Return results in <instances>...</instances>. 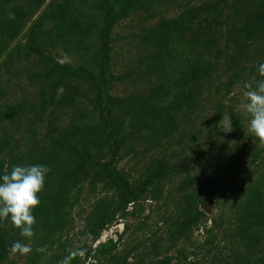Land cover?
I'll use <instances>...</instances> for the list:
<instances>
[{
  "label": "rangeland",
  "instance_id": "1",
  "mask_svg": "<svg viewBox=\"0 0 264 264\" xmlns=\"http://www.w3.org/2000/svg\"><path fill=\"white\" fill-rule=\"evenodd\" d=\"M260 63L264 0H0V176L50 169L0 264H264Z\"/></svg>",
  "mask_w": 264,
  "mask_h": 264
},
{
  "label": "clouds",
  "instance_id": "2",
  "mask_svg": "<svg viewBox=\"0 0 264 264\" xmlns=\"http://www.w3.org/2000/svg\"><path fill=\"white\" fill-rule=\"evenodd\" d=\"M259 77L264 78V63L257 68ZM246 82L243 85L242 100L239 107L248 116V131L264 146V79ZM224 117L220 123L227 125ZM230 121V118H229ZM231 131L230 127L226 128ZM50 169L46 165L13 166L10 172L0 176V220H10L20 230L21 237L31 238L34 235L33 225L36 218L33 209L39 206L38 194L44 188V180ZM42 249H37L41 251ZM15 255L29 254L32 249L21 243L14 242L9 249ZM71 256L65 257L60 264H69Z\"/></svg>",
  "mask_w": 264,
  "mask_h": 264
},
{
  "label": "trees",
  "instance_id": "3",
  "mask_svg": "<svg viewBox=\"0 0 264 264\" xmlns=\"http://www.w3.org/2000/svg\"><path fill=\"white\" fill-rule=\"evenodd\" d=\"M106 13L110 16L111 15V9L109 7L105 8ZM99 105L100 107L103 106V111H104V124L106 125V127L109 129V131L113 132V127L111 124V120H110V106H108V102H109V98L107 97V95L101 94V96L99 97ZM176 170H179V167H175ZM76 173V172H75ZM122 191L125 192V189H122Z\"/></svg>",
  "mask_w": 264,
  "mask_h": 264
},
{
  "label": "built area",
  "instance_id": "4",
  "mask_svg": "<svg viewBox=\"0 0 264 264\" xmlns=\"http://www.w3.org/2000/svg\"><path fill=\"white\" fill-rule=\"evenodd\" d=\"M109 235H110V236H109ZM111 237H112V236H111V232L108 234L107 232L103 231V232H102V235L99 237L97 243H99L100 241H103V242H104L106 238H111Z\"/></svg>",
  "mask_w": 264,
  "mask_h": 264
},
{
  "label": "water",
  "instance_id": "5",
  "mask_svg": "<svg viewBox=\"0 0 264 264\" xmlns=\"http://www.w3.org/2000/svg\"><path fill=\"white\" fill-rule=\"evenodd\" d=\"M179 168L182 169V166L180 165ZM204 210H206V209H204Z\"/></svg>",
  "mask_w": 264,
  "mask_h": 264
}]
</instances>
